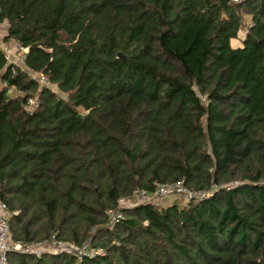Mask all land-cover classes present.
Masks as SVG:
<instances>
[{
	"label": "trees",
	"instance_id": "trees-1",
	"mask_svg": "<svg viewBox=\"0 0 264 264\" xmlns=\"http://www.w3.org/2000/svg\"><path fill=\"white\" fill-rule=\"evenodd\" d=\"M2 25L28 50L21 69L0 49L13 240L104 252L8 264H264V0H0ZM177 181L217 190L108 228L120 197Z\"/></svg>",
	"mask_w": 264,
	"mask_h": 264
},
{
	"label": "built area",
	"instance_id": "built-area-1",
	"mask_svg": "<svg viewBox=\"0 0 264 264\" xmlns=\"http://www.w3.org/2000/svg\"><path fill=\"white\" fill-rule=\"evenodd\" d=\"M231 1L237 2L238 0ZM13 45L15 51L19 50L24 52V54L28 52V50L24 49L20 43H14ZM9 52L10 50L7 49L6 54ZM4 57L6 62L10 64L8 61L9 57L6 56L5 53ZM38 81L41 84L46 85L45 80L42 77H39ZM201 100L204 102L205 99L201 98ZM28 104L29 106L26 110L27 112L32 113L35 109V103L32 100H29ZM236 185L237 183L232 184V186ZM216 190L217 187L213 185L209 191L192 192L182 181L168 184L157 183L155 184L154 192L150 194L146 191L136 189L131 197H120L116 202V208L107 212V226L109 229L114 228L124 219V211H129L142 205L160 203L164 199L168 198L172 200L180 198L185 203L193 200L205 201ZM10 217L11 215L9 214L6 205L0 202V264H8V256L10 254L32 255L38 259H40L43 255L65 254L76 258L78 262H80L83 257H95L104 254L101 249L92 247L89 248V243L83 245L82 247H76L73 243L60 241L54 236L51 237L50 240L36 243L24 244L19 241H14L9 225Z\"/></svg>",
	"mask_w": 264,
	"mask_h": 264
},
{
	"label": "rangeland",
	"instance_id": "rangeland-1",
	"mask_svg": "<svg viewBox=\"0 0 264 264\" xmlns=\"http://www.w3.org/2000/svg\"><path fill=\"white\" fill-rule=\"evenodd\" d=\"M6 31H7L6 25L0 26V49L3 51V53H5L6 56L9 57L8 61L10 65H15L23 69V66H22L23 57L22 56L24 55V52H21L19 50H18L19 52L17 50L15 51L13 42L4 41V36L6 35ZM241 34L242 33H240V35ZM7 49L10 50L8 54H6ZM49 88H52L57 93V89L55 87H49ZM170 201H172V199Z\"/></svg>",
	"mask_w": 264,
	"mask_h": 264
},
{
	"label": "water",
	"instance_id": "water-1",
	"mask_svg": "<svg viewBox=\"0 0 264 264\" xmlns=\"http://www.w3.org/2000/svg\"><path fill=\"white\" fill-rule=\"evenodd\" d=\"M117 57H118L119 59H121V60H124V56H123L122 54H120V53L117 55Z\"/></svg>",
	"mask_w": 264,
	"mask_h": 264
}]
</instances>
